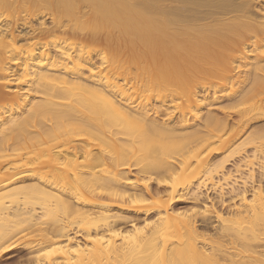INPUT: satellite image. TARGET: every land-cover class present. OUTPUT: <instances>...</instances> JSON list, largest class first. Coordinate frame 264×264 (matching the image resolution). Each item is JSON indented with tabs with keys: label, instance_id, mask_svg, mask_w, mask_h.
I'll list each match as a JSON object with an SVG mask.
<instances>
[{
	"label": "bare ground",
	"instance_id": "6f19581e",
	"mask_svg": "<svg viewBox=\"0 0 264 264\" xmlns=\"http://www.w3.org/2000/svg\"><path fill=\"white\" fill-rule=\"evenodd\" d=\"M222 93L235 101L226 117L201 116ZM169 105V123L151 118ZM260 118L264 0H0V260L34 235L53 247L43 264H264V136L234 147ZM228 148L249 185L263 161L251 197L211 160ZM207 187L218 196L203 200ZM185 191L218 223L211 237L175 212ZM109 205L156 216L125 231Z\"/></svg>",
	"mask_w": 264,
	"mask_h": 264
},
{
	"label": "rangeland",
	"instance_id": "374dc122",
	"mask_svg": "<svg viewBox=\"0 0 264 264\" xmlns=\"http://www.w3.org/2000/svg\"><path fill=\"white\" fill-rule=\"evenodd\" d=\"M45 22L46 24H50V20L48 19H45V18H39L37 19L34 23L36 24V22ZM89 49L93 50L95 47L94 46H89L88 47ZM248 55V57L250 58L249 60H247V62L249 63H254V56L255 54L251 53V52H247L245 51ZM96 60V58H95ZM237 63V64H236ZM234 66H240L242 65V68L237 69L235 74L239 75L241 74V76L243 77L245 75L246 72H248L249 70V67H243L244 64H240V61L236 62ZM256 63V62H255ZM239 64V65H238ZM235 67V68H236ZM101 67H99V70H100ZM238 75V76H239ZM239 85H236L235 87V92H239L242 90V85L240 86ZM229 89V90H228ZM227 89V92H230V88ZM14 90H16V87H11V88H8V89H4V92L6 93H12L14 92ZM234 92V93H235ZM231 93H229L227 95V93H222V94H219L218 96H221V98L219 100H209V101H205L204 102V105L202 106V114L201 116H204L206 114H208L209 112H212L213 114H216L218 115V117L220 118H223L224 116L226 117V114L227 112H229L231 110L232 107H234V102L232 100L233 96H229ZM200 95L202 97H209V98H213V93H207L205 91H202L200 92ZM229 96V97H228ZM215 97V96H214ZM223 97V98H222ZM153 105L155 107H160L161 106V102L159 103H156V102H153ZM173 110V108L171 107L170 108V105L167 107H164L160 110V112L157 114V115H153L151 118L152 119H156L158 120L159 122H163L165 124L169 123L168 119H167V114L166 113H170L171 111ZM176 116V115H175ZM179 117V115L177 116V118ZM236 116L233 117V119H230V122L232 123V125L234 123H236ZM196 123L198 122H194L193 120L191 121L190 123V126H194L196 125ZM230 123V124H231ZM254 132H258L261 136H264V119L263 118H260L259 120H255V121H252L248 126L246 124V127H243L241 129V133L239 134V137H237V139L235 140V146L236 147L238 144H241L243 143L246 139H248L250 136H251V133L253 135ZM259 135V136H260ZM258 136V135H257ZM256 136V137H257ZM253 137H255L253 135ZM249 140V139H248ZM247 140V142H248ZM264 140V139H263ZM248 145V144H247ZM233 147V148H234ZM233 148H228L222 152H219V153H215L211 160L213 163H216V164H224L225 166V171L224 173L227 175H231V184H239L237 185L236 184V190L238 189L237 187H240V189H243L244 188V183L242 185V182L246 181V188L249 187L248 190L250 194L249 197L252 196V193L253 191L255 190V188L260 187L259 185H261V187H264V181H261V182H257L258 180L261 179V174H262V168L260 167L261 164H263L261 160H255L254 161V169H255V177H257L255 180V182H253L252 184L249 185L250 183V179H249V169L248 168H242V172L241 173H238L237 172V168L240 164H242L241 162V156H233V152H231L233 150ZM246 151H247V156H251L253 155V151H254V147L252 145H248L246 148ZM256 162V163H255ZM261 168V169H260ZM223 176V175H219V178H217L216 181H219L220 180V177ZM129 178L131 180H136L138 178V175L136 172H132V173H129ZM243 180V181H242ZM254 179H252L253 181ZM236 183H235V182ZM251 181V182H252ZM35 182L30 180V179H26V180H23V181H17L13 187H28V186H31L32 184H34ZM199 183V181H197V183H195V186H197ZM224 183V182H223ZM256 185H255V184ZM222 184V183H221ZM230 184V185H231ZM248 185V186H247ZM254 185V188L253 186ZM232 186V185H231ZM230 187H228V189L226 191H230V189H232ZM235 186V185H234ZM233 186V187H234ZM153 187H158V184L157 183H153ZM243 187V188H242ZM159 188L162 190V200H168L169 199V193H170V188L169 187H166V186H162ZM196 188V187H195ZM213 188V187H211ZM210 187H207V189H210V191L208 192L207 189H202L201 193L203 192L202 194V199L204 200L205 199V195H207L206 197L208 198H216L218 195H216L215 193V189H211ZM230 188V189H229ZM253 189V190H252ZM207 191V192H206ZM239 191V189H238ZM189 191H185L183 193H181L183 195V198H182V202L178 203L176 206H175V212L177 213H184V214H187L189 216H194L197 218V223H198V226H199V229L201 232H204L205 234L209 235V237H211L213 234H215V230H216V227L218 226V223L214 222L213 223V226L212 225H206L203 223V218L201 215H198V213H202L203 212V209H204V204L203 201L202 203H199V202H195L193 200V198L191 197V195L193 193H188ZM194 192V191H193ZM190 194V195H189ZM218 194V193H217ZM228 196H226V198L230 197L229 195L230 194H227ZM227 198V200H228ZM145 203H151L152 200L149 199V198H145ZM104 203L106 204H110L108 201H105ZM111 206V205H109ZM221 207L222 208V205H220V203L218 204V208ZM219 208V210H221ZM110 213L112 214H123L126 218H128V220H123L122 222H120L118 225H117V228H122L123 230L125 231H131L132 230V224L130 222V220H137V226L139 228H150V226L152 225V222L153 220L155 219V216L156 215H150V216H147V215H144V214H134V213H131V212H128L127 210H120L118 208V206L116 205H113L110 207ZM78 232V234H80V236L76 235V232ZM73 236H78V240H82V232L78 229L74 230L73 231ZM38 238L35 237L34 235H30L28 237H22V236H18L16 238H14L11 242H15L17 243V247L16 249L8 254V255H5L4 258L2 260H0V264H43L47 261L48 257L50 256V250L51 248H53L52 246H38L37 243H38Z\"/></svg>",
	"mask_w": 264,
	"mask_h": 264
}]
</instances>
